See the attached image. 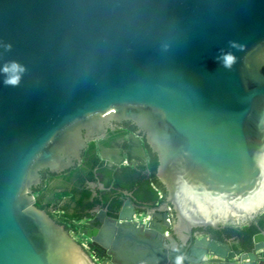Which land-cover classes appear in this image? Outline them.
<instances>
[{
  "label": "water",
  "instance_id": "water-1",
  "mask_svg": "<svg viewBox=\"0 0 264 264\" xmlns=\"http://www.w3.org/2000/svg\"><path fill=\"white\" fill-rule=\"evenodd\" d=\"M123 121L174 219L102 212L81 232L103 264H176L188 239L185 264H264V231L247 252L195 232L264 214V0H0V264H98L33 189Z\"/></svg>",
  "mask_w": 264,
  "mask_h": 264
},
{
  "label": "flooded vegetation",
  "instance_id": "flooded-vegetation-1",
  "mask_svg": "<svg viewBox=\"0 0 264 264\" xmlns=\"http://www.w3.org/2000/svg\"><path fill=\"white\" fill-rule=\"evenodd\" d=\"M120 130L128 132L123 137L110 140L112 136L110 133ZM101 141H111V144L100 145ZM94 142L98 143L103 169L96 167L90 174L84 168V157L89 144L92 143L90 142L82 153L81 161L76 162L70 169L60 173L50 170L41 171V183L33 190L36 202L43 192V200L39 207L63 224L69 233L95 257L98 264H103L104 261L109 263V255L99 248L91 247L90 240L81 232L93 231L102 226L103 222L100 220L102 212L106 213V218L119 221L121 209L126 202H130L137 212L135 221L146 224L156 220L160 228L166 225L164 217H167L166 221L172 224L174 212L171 206H167L157 213V208L163 206L166 193L156 177V172L155 179L147 176L149 175L147 167L153 160L152 155L154 157L156 155L152 151L148 152L145 138L142 133H138L135 125L128 121L118 123L115 130H109L103 139ZM127 144L129 145L126 147ZM138 165L144 169L142 172L144 178H139L140 176L136 174L131 177L132 170L137 169ZM77 167H81L79 172L72 175V171ZM149 179H151L150 189L146 186ZM47 186L49 188L45 190ZM75 212L82 213L79 219L72 218ZM156 213L160 217L153 219ZM253 225L259 229L258 233L264 231V214L258 216L252 224L222 226L213 229L216 232H211L208 228L195 232L202 233L212 240L224 242L233 250L247 252L251 250L252 245L248 247L246 244V235L248 228ZM232 229L238 234L230 232ZM165 233L170 235L171 230L168 229ZM167 244L170 245L171 242L167 241ZM190 244L191 239L185 243L178 242L174 249L179 254L176 264H185L183 257L187 254Z\"/></svg>",
  "mask_w": 264,
  "mask_h": 264
},
{
  "label": "trees",
  "instance_id": "trees-1",
  "mask_svg": "<svg viewBox=\"0 0 264 264\" xmlns=\"http://www.w3.org/2000/svg\"><path fill=\"white\" fill-rule=\"evenodd\" d=\"M127 124L129 125L130 123H127ZM127 132H128L127 130H120V131H118L116 133L111 132L110 134H112V136H111L110 140H115V139H117L119 137H123ZM103 144L110 145L111 141H101L100 145H103ZM128 145L129 144H127L126 147ZM145 146L148 148V152L151 153V149L149 148V146L147 144ZM98 151H99L98 143L92 142V143L89 144V147H88V149H87V151L85 153L84 162H83L84 165H85L84 168H85L86 171L90 172V174H92L93 169L96 168V167H101L103 169V160H102L100 154L98 153ZM152 156H153V160H152L151 164L147 167V169L149 171V175H147V176H150V177L155 179L154 175H155V172H156V168H157L158 162H157L156 157H154V155H152ZM80 168L81 167H77L76 169H74L72 171L73 172L72 175H74L75 173H78ZM142 172H144L143 167L141 165H138L137 169L132 170L131 177L136 174L137 176H140L139 178H141V177L144 178ZM90 178L92 179V177H90ZM150 181H151V179L148 180V183L146 185L147 188H149V189H150L149 184L151 183ZM107 184H108V182H107ZM131 185H132V183H131ZM48 188L49 187L47 186L45 188V190H47ZM42 193L43 192H41L40 196L37 198V202L36 203H37L38 206L41 205V201L43 200V194ZM63 208L66 209L65 207H63ZM78 212H75L72 215L73 219H77V218L79 219L81 217L82 213H78ZM261 225H263V224H261ZM208 230L211 231V232H216L212 228H208ZM258 230L259 229L256 226H254V225L248 228V232H247V235H246V244L248 245V247L252 245V238H253V236L255 234L258 233ZM230 232H233L234 234H236V233L238 234V232H236L235 229L230 230Z\"/></svg>",
  "mask_w": 264,
  "mask_h": 264
},
{
  "label": "clouds",
  "instance_id": "clouds-1",
  "mask_svg": "<svg viewBox=\"0 0 264 264\" xmlns=\"http://www.w3.org/2000/svg\"><path fill=\"white\" fill-rule=\"evenodd\" d=\"M225 60H226V66H229L230 67L231 64L234 63V57H232V56L225 57ZM8 83H10V84H17V83H19V77L17 76L15 78L9 80Z\"/></svg>",
  "mask_w": 264,
  "mask_h": 264
},
{
  "label": "rangeland",
  "instance_id": "rangeland-1",
  "mask_svg": "<svg viewBox=\"0 0 264 264\" xmlns=\"http://www.w3.org/2000/svg\"><path fill=\"white\" fill-rule=\"evenodd\" d=\"M80 238V237H79ZM83 243H86V241L82 240Z\"/></svg>",
  "mask_w": 264,
  "mask_h": 264
}]
</instances>
